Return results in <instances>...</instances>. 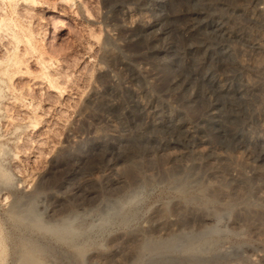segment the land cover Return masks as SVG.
Wrapping results in <instances>:
<instances>
[{
  "label": "rangeland",
  "instance_id": "obj_1",
  "mask_svg": "<svg viewBox=\"0 0 264 264\" xmlns=\"http://www.w3.org/2000/svg\"><path fill=\"white\" fill-rule=\"evenodd\" d=\"M0 18V264H14L4 218L15 195L56 217L140 183L128 221L82 256L51 240L67 256L51 250L42 264H129L142 236L215 221L200 261L177 250L162 264H264V186L245 165L264 172V0H0ZM189 130L204 139L198 149ZM217 151L243 177H199ZM71 187L79 198L64 200Z\"/></svg>",
  "mask_w": 264,
  "mask_h": 264
},
{
  "label": "bare ground",
  "instance_id": "obj_2",
  "mask_svg": "<svg viewBox=\"0 0 264 264\" xmlns=\"http://www.w3.org/2000/svg\"><path fill=\"white\" fill-rule=\"evenodd\" d=\"M128 13H130L129 9L126 8L123 11V16L126 17ZM0 23H1V18H0ZM217 24H219V23H217ZM0 28H1V25H0ZM218 31H219V29H218ZM27 41H30L29 37H27ZM40 56H42V55H40ZM10 62H11L10 65L14 66L17 70L21 67V63H23L20 58H17L15 56L13 59H11ZM189 132H190L189 138L192 140V141H190L191 145H189V146L192 149H196L197 145L200 142L204 141V139L200 136L193 134V131L191 132L189 130ZM183 152L184 151H182V150H174L173 149L172 151L169 152V158L171 160H177L178 157H180L183 154ZM193 153H195V152H193ZM185 155H186V153H185ZM187 155H188V153H187ZM213 159L216 161V163L213 161L209 165H207L206 167H204V168L202 167L203 169L201 170V172L198 175L199 177H201V176H204L206 178L213 177L214 179L215 178L220 179V178L224 177L225 175H234L233 177L237 176L238 178L243 177L242 169L237 165L236 162H234L233 160H230V158L227 155L222 154V153L217 151L214 153ZM218 161H229V162L227 163V167L224 170H222L220 168V166L217 164ZM192 162H193L192 164L197 167V165H200V158H198L196 156ZM245 165L248 167V169L252 172V174L259 181L263 182L262 186H264V172L262 171V169H260L257 166V164H255L253 161L249 160L248 158L247 159L245 158ZM175 169L176 168H174V167H169V168H167V170H168L167 173H169V175H171V177H172V176H174V174H176V172H178ZM192 173H193V171H192ZM4 175H5V173H4ZM182 175H184V174H182ZM175 176H177V174ZM237 177H235V178H237ZM160 178L162 179V177H160ZM184 178L185 177H183L182 179H184ZM206 178H204L203 181ZM117 179H118L117 177L112 176V175L107 176V180L117 181ZM178 179H179V177L175 178V180H177V183H174V185H173V187L177 188V190H180V189L182 190L183 187L188 186L187 185L188 183L182 182L180 180L178 181ZM211 181H212V179H211ZM73 186H75V185H73ZM146 186H148V185H146ZM109 187L110 186H108V184H105V189L109 188ZM143 187H144V183H140L136 187L131 188L129 191L127 190L126 192L124 191L123 193L113 194V195L108 194L104 198L100 197L94 204H92L90 206L81 207L80 209H77V208L69 209L66 213H64L60 216H56V217L52 216L54 213L53 207H49L48 205H45V204H43L42 209H39L37 207L38 203H42L40 200L39 201H37L35 199L26 200L21 195H17V196L15 195L11 204H10L8 214L4 218L5 219L4 221L8 222L11 225L10 230L7 232H8V236H9L8 238L11 239L10 252L12 255L13 263L14 264H40L41 263L42 264V262H41L42 257L44 255H48V252H50L51 250H55V251L57 250L63 256H67V254H65L66 251L64 252L62 249L57 248V245H54L50 242L51 240L63 242L64 244L71 246V248L77 250L78 254L82 256L83 255V249H85V247L90 246V244L95 242V239L99 238V236H98L99 234H100V236H101V234H103L102 231L104 229H106L107 226H109V225L112 226V224L124 223L125 221H128V219H130V217L135 212V209H136L135 205L138 204L137 202L140 198V194H141L142 190H145V189H143ZM150 187H152V186H150ZM261 187H258L256 189V194L258 196H262ZM67 189H66V191H67ZM212 189L214 190V188H212ZM188 190L189 189H187V191ZM93 191L94 190H91L89 193H91ZM79 194H80V190L77 187H71L66 192V194L63 195L64 200H70V199L77 200V198H79ZM197 196L199 198L201 195L199 196L197 194ZM174 206H176V205H174ZM175 208H177V207H175ZM181 209H182V207H181ZM158 210H159V208H158ZM47 212H48L49 216H52V217L46 218L44 215ZM177 215H179V214H177ZM205 215H206V213H205ZM218 217L216 216V218H218ZM172 218H173V216H172ZM202 218H204V217H202ZM243 220H246V219H243ZM152 221L154 222V225L159 227V223L157 222V220L155 221L154 219H152ZM171 223H172V219L170 217L167 221V227L168 228H169ZM161 228H165V227L161 226ZM219 229H220V226L215 221V223H213V224L206 225V226L199 228V229H196V230H192V229L179 230V231L168 233L164 237H161V236H142L141 238H139L137 240L139 243L138 244V252L130 259L129 264H162L164 262L175 261L178 259L176 257L172 256L171 252H174L177 250L178 251L185 250L187 252L190 250H192V251L194 250V253L189 254V256H188L189 259L191 261H193V263L200 261L202 259L200 257L201 255H197L195 252L199 251V250L202 251L205 244H207V242L209 240L208 239L209 236L212 233L217 232ZM166 230H168V229L165 228V232H166ZM133 235L136 237L137 233H134ZM139 236H141V235L139 234ZM14 239L15 240L17 239L18 242L15 243ZM2 244H0V245H2ZM122 245H124V244H122ZM0 248H1V246H0ZM120 250H121V248L119 246L111 247V249H109V251L106 252V254H107V256H109V255L114 256L115 254H118L120 252ZM1 251H3V250H1ZM230 254H232V253H230ZM94 255L95 254H93V253H89L88 255H86L85 258H88V259L91 258L92 259V257L94 258ZM252 255L254 256V254H252ZM257 255L262 260L264 259L263 254L257 253ZM106 259H109V258L107 257ZM55 260H57V258ZM110 261H112V260H110ZM191 261H188V262H191ZM84 262H82V263H84ZM109 263H111V262H109Z\"/></svg>",
  "mask_w": 264,
  "mask_h": 264
}]
</instances>
